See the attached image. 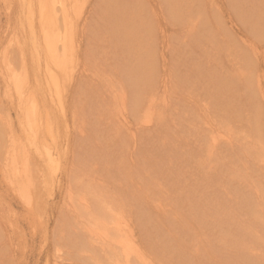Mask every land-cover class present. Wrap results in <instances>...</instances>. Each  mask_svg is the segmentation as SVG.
<instances>
[{
  "label": "bare ground",
  "instance_id": "6f19581e",
  "mask_svg": "<svg viewBox=\"0 0 264 264\" xmlns=\"http://www.w3.org/2000/svg\"><path fill=\"white\" fill-rule=\"evenodd\" d=\"M154 1L4 0L15 27L7 23L0 45L12 44L15 51L0 47V84L20 133L0 144L3 183L29 215L41 210V192L57 196L53 234L68 244H56L51 264L75 257L65 256L67 246L87 264H178L193 256L226 264L230 249L243 264H264V253L258 254L264 230H257L264 225V118L259 111L264 108L258 104L264 73L255 80L256 63L247 61L249 54L256 55V43L245 44L246 37L241 43L248 52L241 46L231 52L220 17L211 25L204 4L200 10L189 0L156 1L159 7ZM263 8L259 17L253 7L254 18H241L248 32L262 37ZM166 15L184 26L189 48L201 47L204 39L212 47L205 56L185 53L191 72L179 65L167 68V44H160L162 63L157 65L151 19L160 28ZM112 42L116 51L110 50ZM222 51L237 58L233 68L222 61ZM111 58L113 66L106 63ZM237 87L243 92L233 98ZM181 88L197 96L199 113L192 100L181 106ZM174 102L179 115L166 116ZM83 117L90 119L96 138L78 150L77 141L88 135ZM6 120L1 129L12 134L16 127ZM194 136L198 150V145L188 148ZM171 150L184 167H157L163 158L164 163L174 159ZM140 153L156 163L149 165L157 170L154 176L147 168L148 182L128 167ZM100 163L107 165L103 171ZM48 262L45 257L43 263ZM231 262L238 264L234 258Z\"/></svg>",
  "mask_w": 264,
  "mask_h": 264
},
{
  "label": "rangeland",
  "instance_id": "374dc122",
  "mask_svg": "<svg viewBox=\"0 0 264 264\" xmlns=\"http://www.w3.org/2000/svg\"><path fill=\"white\" fill-rule=\"evenodd\" d=\"M156 1L161 2V4H163L162 0H155L154 3ZM189 1H190V3H194V4L198 3L199 4L198 6H194L193 7L194 9L200 8V10H201V8L203 7V4H204L206 10L209 9L211 25L214 24L215 20H217L215 17H220L221 24H223L224 28H226L225 29L226 35L224 36V39H226V41L229 42V45H232L231 46V52L235 53L237 51L236 47H240V46L244 47L241 42L246 37L248 39L247 38L245 39V44H247V42H249L250 40H252L254 43H256V47L258 48L257 53H259V54L256 53V55L255 54L254 55H252V54L248 55V53H247L246 54V55H248L247 61H249V59L251 58L253 64L256 63V65H255L256 71L255 72H256V76L258 78L255 77V75L253 74V77H255L254 79L256 80V79H259L260 77H262L263 73H264V72H262V71H264V66H263L264 65L263 64L264 63V56H263V54L261 55V53H263V51H264V37H262V35L256 36L253 33L248 32L249 29L243 24L244 22L241 18H243L245 16H247L249 18H254V17L250 16V14L251 13L254 14L255 7H257V11L254 14V16H256V17L261 16L260 15L261 12L258 13L259 12L258 10H260V11L262 10L261 4H262V6H264L263 1L257 0L258 3L256 0H238V1L237 0H189ZM261 1H262V3H261ZM4 3H5L4 0H0V35L3 33L4 29L8 25H9V28H13V26L15 27V21H13V19L11 20V18H10V17L13 18V15L9 16L5 13L8 10L4 9V7H3ZM155 4L157 5L156 7L160 6L157 3H155ZM258 4H260V6ZM251 5L254 7V9H252L253 7ZM248 6H250V7H248ZM219 8L222 11H220ZM246 8H248V9H246ZM249 8H250V10H249ZM161 10H162V12H164L163 7L161 8ZM211 10H215V11L217 10V11L216 12L214 11L215 13H211ZM246 10H247V12H246ZM241 13L244 15H242ZM257 13H258V15H256ZM151 20H152L153 26L156 28H154L153 26L152 27L154 28V30L156 29L155 32H157L153 36V41H152L153 46L155 48V54H156L155 58L157 61V65L162 63V61H161L162 48H161L160 44H162V45L167 44V46L164 47V48H166L165 52L167 55V56L165 55V57L169 63V65H167V68H168V66L170 67L173 65H179L183 72H185L188 69L191 72L193 69V66H187V64L185 63V61H187L186 59H183L185 53L190 52L191 55H193V57L201 56V55L205 56L206 51L212 50V47H210V44H208V41H206L205 39L201 43H199L201 45V47L196 45L194 47L189 48V45H188L189 40H188L187 36L185 35L184 26H180L179 24H175V22H173V19L171 20L170 18L167 17V15H166V18H164L163 20L161 19L163 21V23H162L163 26L160 28H158L159 26H157L156 24L154 25L155 19H151ZM161 20H160V22H161ZM9 21H10V23H9ZM95 21L96 20H92L91 23H94ZM217 21H219V20H217ZM7 23H9V24L7 25ZM157 28L159 30L162 29L165 31L166 38L163 39V36L161 35L162 33L160 34L159 30L157 31ZM262 30L264 31V29H262ZM233 39H236L237 41H235ZM112 41L114 42L116 40L113 39ZM113 42L110 45L112 47L110 50L116 51L117 48L114 46ZM5 44H6V48H8V51H11L10 53H12V51H15V48H14V46H12V44H11V46L10 45L7 46V43H3L0 45V47H5L4 46ZM233 44H237V46L236 45L234 46ZM233 46H234V48H232ZM249 48H250V46H249ZM244 49H245L244 51L246 52L248 50V47L245 46ZM231 52H230V55H226L225 52L223 54V51L221 53L223 56L222 61L226 65H229V66H231V68H233V66H235V63H236L235 59H237V58L235 56H233L234 54L231 55ZM246 55H244V58L246 57ZM157 56H159V58ZM210 57H211V54L209 56H206L207 60ZM253 57H255V59H254L255 61H253ZM112 60H113L112 58H111V60L108 59L106 61V63L110 66L115 65V63L112 62ZM225 61H228V62H225ZM231 62H232V65L228 64ZM259 65H260V67H259ZM160 66L161 65H159L158 67H160ZM171 73H172V71H171ZM258 73L260 74L259 75L260 77L258 76ZM173 74H175V69L173 70ZM262 79L264 80V77H262L259 82L261 84L260 87L263 89L262 93L264 94V81ZM0 82H1V80H0ZM1 85L2 84H0V119H2V121H1L2 123L0 122V124H1L0 125V134H2V131L4 134L0 135V144L3 145V144H7L6 140L9 138V136H12V135L14 136V135L19 134L20 130L17 129L18 124H17V117L15 114L14 108H12L13 107L12 104H11L12 107L10 106V101H6L7 97L4 95V93H2L4 91V88H3V85L2 86ZM239 87H240V84H239ZM239 87L236 88L237 91L235 90L236 94H234V93L231 94L233 96V98H236L237 96L240 97L239 94L241 92H243V91H241L243 89V87L242 88L240 87L241 90L239 89ZM186 90L187 89L181 88V90L177 91L182 96L181 98H183V97L187 98L186 101H184L185 98L182 99L181 106H182V104L188 103L187 101L192 100L191 101L192 106L196 109L197 113H199L200 109L198 107V104H200L201 102H199V101L196 102V100L198 99L197 96L192 97L190 95H187V93L190 91H186ZM174 94L177 95V93H174ZM183 94H185V96ZM190 94L193 95L192 93H190ZM227 95L230 97L231 96L230 92H228ZM178 98H179V96L177 97L176 100H178ZM237 100H239V99L237 98ZM8 102H9V104H8ZM175 103L176 102L173 103L174 107H175ZM238 103H240V101ZM258 104H260V106L258 105L259 107L264 108V96H263V99L261 97V101L259 98ZM239 105H241V104H239ZM8 106H9V108H11V110L8 108ZM174 107L173 108L172 107L166 108L165 113L166 112L169 113V115L171 117H175L176 115H179V114H176L178 111V107H179L178 104L176 103V108H174ZM181 111L183 112V110H181ZM259 111H262L260 116L262 118H264V116H263L264 115V109H259ZM9 112H11L10 113L11 115L8 114ZM1 113H3V116L4 115L5 116L7 115V116L3 118ZM13 114H15V115H13ZM10 116H14V117H10ZM166 116H168V114ZM171 117H169V118H171ZM210 117H212V116L210 115ZM213 117L215 120V117H217V114H215ZM3 119H4V122L7 121L6 119H8V121L9 120L12 121V122L9 121L11 124L12 123L17 124V125L12 124V126L13 127L15 126L16 127L15 129L17 131L19 130L18 133L15 131V129L12 126H11L12 130L14 129L13 131H15V133H13V131H12V134H11L9 132H6L5 130H2L1 128L3 127V124L5 126ZM84 120L86 121V124H88L87 126L85 125L87 128L86 130H87L88 135L86 137L87 138L86 141L81 142L82 139H79L77 141L78 146H79L78 150H83L84 148H88L92 144L91 140H94V138H96V137H93V135H91L92 134L91 133L92 127H91L90 119L84 118ZM263 121H264V119H263ZM212 124H214V123H212ZM233 124L236 125L235 122ZM171 127H173L172 122H171ZM262 128H263L262 134H264V122L262 123ZM89 131H90V133H88ZM262 134H260V135L262 137V140L264 141V136ZM7 135H8V137H6ZM195 138L196 137L194 136V137H190V139H188L190 142L188 145V148H191V147H189L191 145L192 146L191 150H196V149L198 150V148L200 146L199 142L196 141ZM76 139H78V137ZM193 143H195V144L193 145ZM138 146H139V144H138ZM195 146H197V148ZM193 147H194V149H193ZM0 150H1V148H0ZM171 151L174 154H171ZM171 151H170V154H171L170 157L174 158V159L170 163L169 162L167 163L166 161L164 163V162H162V160L164 161L166 159L163 158L161 161H159L157 163V165H158L157 167L161 166V167H163L161 169L165 168L168 170V168L171 167L169 165H173V168L172 167L169 168L168 171H170V169L174 170L175 168H177V169L182 168L181 167L183 165V164H181V163H183L182 161H181V163H178V164L176 163V161L180 162V160L178 159L179 155L177 157V155H176L177 153L175 152V150H171ZM227 151H225V152H227ZM0 154H2V152ZM145 155H147V153ZM148 155H149V153H148ZM153 155H155V154H153ZM135 157H136V160H135L136 162H134V163L128 162V167H130L132 171L140 172L141 177H143V180L145 181V179H147V182H148L150 180V178L147 177V168L149 167V169H151L150 174H152L153 176H154V173L157 171L156 169L154 170L153 167H152L153 168V171H152V168L149 166V165H152V166L155 165L154 167H156V163L153 160V157L151 155H149V156L145 157V159H144L141 153L139 156H137L135 154ZM154 157H156V155ZM181 158L183 159L184 157L181 156ZM90 159H92V158H90ZM156 159L160 160V156H158ZM81 160L84 161V160H86V158H83ZM1 161H3V154L0 155V162ZM151 162H152V164H151ZM173 162H175L177 165L180 164V166H176L175 164H173ZM162 163H164V164L162 165ZM165 165H166V167L168 166V168H166ZM174 165H175V167H174ZM111 166H112V164L109 165V170H110ZM185 166H186V164H185ZM98 167H99L100 171H103V168L107 167V165L100 163ZM183 167H184V165H183ZM112 171H115L114 168L112 169ZM262 171H264V169ZM2 179H3V177H2L1 166H0V264H44L43 262L45 261V257L48 258V260H49L48 263L51 264L52 262L50 261V258H52L53 254H54L53 250H54V248H56V244L65 243L64 239L60 238L59 240H57V236H55L53 234V230L55 227V221L54 220L57 217L56 213L58 214L57 206H55L56 203L54 202V200L57 199V196L56 197L54 196V198L51 199L50 196L48 197L47 194L41 192L42 193V199H44V201H45V202L43 201L42 203H40L41 210L36 215H29L27 213V211L24 210L25 208L21 204V201L17 198L16 194L14 192H11L8 186H5ZM128 187L130 188V189H128V191L132 189L131 186H128ZM158 189L159 188H156V187L154 188V196H155V194L156 195L158 194ZM161 194H165V193H161ZM47 199H48V201H47ZM163 199H165V196L161 197V200H163ZM151 205H153V204H151ZM45 226H47L48 228L45 229ZM263 226L257 228V230H259V233H263L262 232V229L264 230ZM214 232H216V230ZM9 234H10V236H8ZM11 234L13 236H11ZM180 234H182V233H179V235L176 234V236L181 237ZM210 234L212 235L213 233H210ZM214 234H213V236H214ZM183 238L188 239L187 237H184V236H183ZM65 244H68V243H65ZM63 251H65L64 252L65 256H68L69 252L71 254H74V256H75V257L71 256L68 259H67V257H66V259L64 257V260H65V261H63L64 264H87V262L82 260L80 258V256L78 257V255H76V253L73 251V249H71V247H68V246L63 247ZM230 251H228L226 254H224V256L227 255L230 258L229 259L226 257L227 262H229L226 264H233L231 262V261H233V258L236 261L238 260V264H243V261H240L242 259H240L238 256H235L236 252L233 249L232 250L230 249ZM261 253H264V249H260L258 251L259 255H261ZM218 254L220 256L224 257L220 252H218ZM219 255H218V258H221ZM230 256H234V257L232 258ZM191 258H192L191 262L187 263L188 260H186V263H185L182 260H180L178 264H191L192 262H194V264H208L209 263L208 262L209 260H206L203 257L193 256ZM231 258H232V260H231ZM71 260H73V261H71ZM225 262L226 261H224V263ZM216 264H218V263H216Z\"/></svg>",
  "mask_w": 264,
  "mask_h": 264
}]
</instances>
